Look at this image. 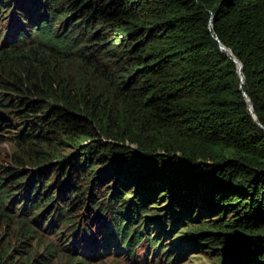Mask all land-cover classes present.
I'll list each match as a JSON object with an SVG mask.
<instances>
[{"label":"trees","instance_id":"trees-1","mask_svg":"<svg viewBox=\"0 0 264 264\" xmlns=\"http://www.w3.org/2000/svg\"><path fill=\"white\" fill-rule=\"evenodd\" d=\"M0 131V223L47 231L49 258L23 263L147 241L178 264L150 226L185 224L175 237L264 264V0H0Z\"/></svg>","mask_w":264,"mask_h":264},{"label":"rangeland","instance_id":"rangeland-1","mask_svg":"<svg viewBox=\"0 0 264 264\" xmlns=\"http://www.w3.org/2000/svg\"><path fill=\"white\" fill-rule=\"evenodd\" d=\"M16 150L15 145L7 138L6 134L1 133L0 131V162L1 163H8L10 160V157L13 155L14 151ZM234 214H223V218L227 219L229 217H233ZM213 217H209L207 219H212ZM198 223V222H197ZM95 224V223H94ZM93 224V226H94ZM180 225V227L184 226ZM38 231L41 232V238L36 237H29L26 239L20 238L17 234L11 231V228H8L0 223V243L7 245L11 250L9 252V259L8 261L10 264H25L23 263L24 257L27 253L25 251H28L32 258H34L37 254H44L45 252V246L47 243V236L45 229L41 230L37 228ZM169 230V225L167 226V229H164V231ZM162 232H159L156 225L150 226V234L154 237H159V239H162L163 244H180V249L174 251V258L178 261V264H219V260L212 259L213 257L223 255L224 256V264H242L241 262H234L231 260L230 256L232 252L231 247L228 249V251H211L206 246L203 247H195L198 243L194 239H187L183 240L180 238H183L182 235L179 237H175L177 234L176 232L178 229L173 232L167 238V236H164ZM179 232V231H178ZM182 236V237H181ZM182 240V241H181ZM24 241V242H22ZM101 247L106 249L107 251L110 250V255L108 256V253L102 255L99 259H97L94 264H164V253L162 254L161 251L158 254H153V249L149 247V244L147 241H143L137 248L136 253L133 257H129L128 255H119L114 254V244L108 245L107 242H103ZM241 249H239L238 252H240ZM227 252V253H226ZM162 254V255H161ZM227 254V255H224ZM46 258H49L46 254H44ZM163 259V260H162ZM40 260V258H39ZM38 260V261H39ZM35 264H40L35 260ZM55 264H58L56 260L53 261ZM249 262V263H248ZM245 264H254L253 262H250V259L246 260L244 262ZM243 263V264H244ZM259 264V263H258Z\"/></svg>","mask_w":264,"mask_h":264},{"label":"water","instance_id":"water-1","mask_svg":"<svg viewBox=\"0 0 264 264\" xmlns=\"http://www.w3.org/2000/svg\"><path fill=\"white\" fill-rule=\"evenodd\" d=\"M210 26H211V25H210ZM219 47H220V49H221L222 51L225 52L226 55H228V56H230V57L232 58V61L236 64L237 69H238V73L240 74V73H241V63L238 61V59H236L234 56H232L231 53H230V52L225 48V46L222 45L221 43H220ZM241 79H242V78H241ZM244 97H245V101H246L247 104H248V111L252 114V116H253L254 119H255V116H254L253 111H252V105H251V103H250V100H249L248 96H247L245 93H244ZM174 232H175V231H174Z\"/></svg>","mask_w":264,"mask_h":264},{"label":"flooded vegetation","instance_id":"flooded-vegetation-1","mask_svg":"<svg viewBox=\"0 0 264 264\" xmlns=\"http://www.w3.org/2000/svg\"><path fill=\"white\" fill-rule=\"evenodd\" d=\"M185 229H186L185 226H182V227L178 228V231H185ZM177 232H176V234H177Z\"/></svg>","mask_w":264,"mask_h":264}]
</instances>
